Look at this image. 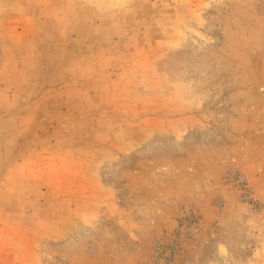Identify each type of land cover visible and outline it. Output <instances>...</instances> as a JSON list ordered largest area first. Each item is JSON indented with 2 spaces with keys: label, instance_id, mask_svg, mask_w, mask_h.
I'll list each match as a JSON object with an SVG mask.
<instances>
[{
  "label": "rangeland",
  "instance_id": "1",
  "mask_svg": "<svg viewBox=\"0 0 264 264\" xmlns=\"http://www.w3.org/2000/svg\"><path fill=\"white\" fill-rule=\"evenodd\" d=\"M0 264H264V0H0Z\"/></svg>",
  "mask_w": 264,
  "mask_h": 264
}]
</instances>
